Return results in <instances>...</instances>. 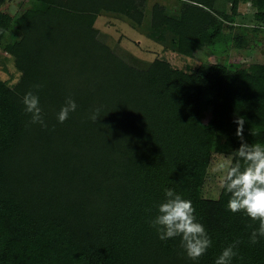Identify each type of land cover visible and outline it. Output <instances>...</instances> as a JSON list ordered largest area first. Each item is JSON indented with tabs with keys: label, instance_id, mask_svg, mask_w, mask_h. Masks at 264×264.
I'll return each instance as SVG.
<instances>
[{
	"label": "trees",
	"instance_id": "obj_1",
	"mask_svg": "<svg viewBox=\"0 0 264 264\" xmlns=\"http://www.w3.org/2000/svg\"><path fill=\"white\" fill-rule=\"evenodd\" d=\"M178 1L176 11L153 4L147 22L145 0H36L23 8L16 19L22 37L4 48L19 76L13 86L0 80V264H214L236 239L232 264H264V239L248 242L246 218L227 210L229 198L202 194L219 130L235 151L234 121L243 117L244 142L264 144V58L204 62L195 71L156 58L139 68L94 27L101 13L117 15L191 58L250 47L245 34L225 31L248 0ZM255 8L259 31L264 0ZM10 20L0 12V41ZM29 90L47 128L25 126L21 98ZM69 96L77 108L59 123ZM212 112L215 122L204 126ZM165 188L192 201L212 239L198 261L183 254L179 238L160 241L147 222Z\"/></svg>",
	"mask_w": 264,
	"mask_h": 264
},
{
	"label": "clouds",
	"instance_id": "obj_2",
	"mask_svg": "<svg viewBox=\"0 0 264 264\" xmlns=\"http://www.w3.org/2000/svg\"><path fill=\"white\" fill-rule=\"evenodd\" d=\"M41 87L39 84L33 85L36 90ZM21 103L24 114L28 116L26 127L36 124L48 127L39 96L33 90L22 96ZM76 108L75 100L67 97L57 113V121L65 122ZM100 112V107L92 110L89 119L94 124L101 117ZM234 122L237 125L235 134L241 140L240 146L228 156L220 154L221 158L215 163L212 172L221 175L220 188L229 195L227 210L233 214H243L248 242L255 245L264 239V144L244 142L245 119L238 117ZM251 135L257 133L252 131ZM154 209L155 215L150 216L147 222L160 241L179 238V248L194 262L212 247V239L197 219L190 199L184 198L172 188H165L164 198L154 205ZM241 243L240 239H236L225 246L214 264H232L233 259L239 256Z\"/></svg>",
	"mask_w": 264,
	"mask_h": 264
},
{
	"label": "rangeland",
	"instance_id": "obj_3",
	"mask_svg": "<svg viewBox=\"0 0 264 264\" xmlns=\"http://www.w3.org/2000/svg\"><path fill=\"white\" fill-rule=\"evenodd\" d=\"M36 0H4L0 4V12L10 16L9 27L0 41V80L7 81L13 86L19 76L14 69L12 58L5 52V46L14 41L20 40L22 33L17 28L16 19L21 14L23 8ZM63 0H55L60 4ZM159 3L164 5L168 11H176L180 7L178 0H145V21L149 20V11L153 4ZM256 11L255 0L242 1L239 6V14L235 18L232 29L225 27V31L234 34L240 32L245 34L249 41L250 47L246 49L232 48L229 55L217 58L208 51L198 54L197 58H191L179 54L173 49L162 45L159 42L151 40L145 35L142 27H132L127 19L117 15H107L101 13V20L94 27L99 32V39L107 44L119 57L129 61L132 65L145 68L154 59L159 58L167 61L172 67L186 71H195L202 63H214L216 61H228L248 65L253 62L262 61L264 58V28L259 29L253 22V14ZM111 16V17H110ZM114 16V17H113ZM118 17V18H117ZM100 19V18H99ZM103 21V22H102ZM254 39V42H253ZM216 73V72H214ZM216 113H207L202 120L204 126L215 122ZM226 131L219 130L217 133L211 152V162L208 168V177L202 188L204 197L227 200L229 195L220 188V174H214L212 168L221 158L220 154L228 156L233 152L225 143Z\"/></svg>",
	"mask_w": 264,
	"mask_h": 264
},
{
	"label": "crops",
	"instance_id": "obj_4",
	"mask_svg": "<svg viewBox=\"0 0 264 264\" xmlns=\"http://www.w3.org/2000/svg\"><path fill=\"white\" fill-rule=\"evenodd\" d=\"M107 14V13H106ZM108 16L109 15H111V14H107ZM113 15V14H112ZM111 17V16H110ZM114 17V16H113ZM100 18V19H99ZM101 20V17L100 16H98L97 18H96V21H95V23H96V26H97V24H98V22ZM103 22V21H102Z\"/></svg>",
	"mask_w": 264,
	"mask_h": 264
}]
</instances>
